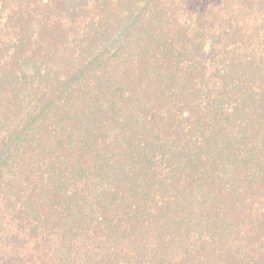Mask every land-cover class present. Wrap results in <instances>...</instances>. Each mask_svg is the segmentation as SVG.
Returning <instances> with one entry per match:
<instances>
[{"label":"trees","instance_id":"16d2710c","mask_svg":"<svg viewBox=\"0 0 264 264\" xmlns=\"http://www.w3.org/2000/svg\"><path fill=\"white\" fill-rule=\"evenodd\" d=\"M0 264H264V0H0Z\"/></svg>","mask_w":264,"mask_h":264}]
</instances>
